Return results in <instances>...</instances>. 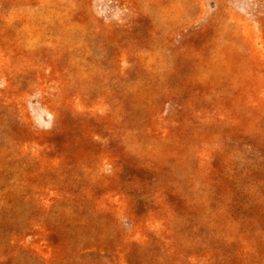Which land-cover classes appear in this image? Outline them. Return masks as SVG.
I'll return each mask as SVG.
<instances>
[{"label": "rangeland", "instance_id": "1", "mask_svg": "<svg viewBox=\"0 0 264 264\" xmlns=\"http://www.w3.org/2000/svg\"><path fill=\"white\" fill-rule=\"evenodd\" d=\"M0 264H264V0H0Z\"/></svg>", "mask_w": 264, "mask_h": 264}]
</instances>
